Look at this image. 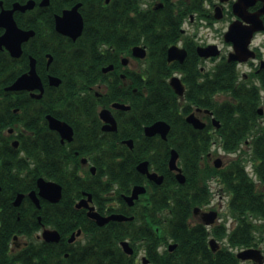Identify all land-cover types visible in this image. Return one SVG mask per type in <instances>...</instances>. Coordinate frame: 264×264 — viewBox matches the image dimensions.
I'll return each mask as SVG.
<instances>
[{
  "label": "flooded vegetation",
  "instance_id": "1",
  "mask_svg": "<svg viewBox=\"0 0 264 264\" xmlns=\"http://www.w3.org/2000/svg\"><path fill=\"white\" fill-rule=\"evenodd\" d=\"M60 1L67 6L57 11L54 7ZM237 1L0 0V13L10 12L16 8L13 16L18 26L23 30L35 32L22 43V54L19 57L13 56L6 45L0 48V86L4 87L5 91L23 92L25 93L23 99L27 98L28 94L35 100H41L45 95L46 85L54 87L61 85V83L60 85L50 83L51 76L61 78L55 71L62 65L59 56L68 53L69 63L76 69L88 45L95 53L89 57L87 68L90 71L97 70V73H90L91 77L86 82L89 94L82 97L76 95L81 100L74 102L76 103L74 109L53 113L50 112L53 105L50 100L45 103L39 102L37 106L39 113L33 119L27 112L3 132V137H0V144L5 140L7 146L12 145L18 149L27 136L32 137L37 132V148L42 152L51 151L52 165L59 164L52 172V177L45 175L46 171L42 170L50 159L45 154L40 155L39 165L42 174L37 178V188L33 189L37 193V200L30 195L33 190L19 191L12 196L10 190H4L0 184V229L13 231L11 238L2 248L3 252L0 253V258L3 259L0 264L2 262L22 264L24 260L42 264L44 244L62 241L63 247L70 248L79 241H88L82 228L63 234L54 227L57 217L62 223H65L66 219L74 220V209H78L86 219L93 220L100 227L108 226L110 222L118 220H110L100 225L95 217L89 214L90 212H97L104 217L111 214L133 217L132 220L119 222L137 220V226H151L148 220L151 221L156 212L160 222L153 223V226H173L170 224L172 200H169V206L156 211L149 206L152 183L162 185L165 180L164 175H162V183H158L149 179L147 174H143L147 182L136 185L144 186L146 191L140 193L131 203L126 197L132 194L136 185L129 193L118 194L119 183L113 186V183L108 181L107 166L129 162L130 159H126L124 155L136 147L139 139V99L141 92H144L145 96L148 95L152 83L150 79H153L155 71L156 78H163L169 83L180 103L184 107H190L189 112L185 114L186 121L194 129H206L214 134L207 162L220 169L229 167L236 159H241L246 171L260 188L264 200V181L258 175L256 169L258 158L254 154L255 136L261 128L260 125H264V88H262L264 0H251L244 17L237 14L234 9ZM29 4L32 7H26ZM75 6H78L83 21L82 32L76 38L60 31L57 22L59 15H63L65 10ZM259 22L262 28L254 29ZM235 24L236 28L231 32ZM7 29L5 25L0 24V37L7 32ZM248 39V48H244ZM95 55L100 59L99 63L96 62ZM33 62L43 82L42 97L33 96V93H40L38 89L6 90V87L12 85L18 77L30 71ZM226 64L236 67L237 86L244 82L256 85L260 88L262 99V103L258 106L260 118L255 129L248 132L246 139L236 149L229 152L223 150V144L216 132L221 126L216 110L220 103L237 100L233 98L230 90H221L212 94L211 107L191 102L186 95L188 84L184 73L185 66L196 67L199 69L197 75L202 81L206 76L212 75L217 68ZM13 66L22 72L12 81ZM162 71L163 77H161ZM72 80L75 81V72L72 74ZM178 85L181 87V92L177 90ZM55 99L56 96H53L52 101ZM105 109L111 112L110 121H108V118H111L109 114L102 116ZM14 111L19 112V108H15ZM189 116L199 119L205 125L196 126L192 120L189 121ZM52 117L61 122L59 128L51 127ZM160 120L170 125L167 137L164 138L160 133L153 136L146 135V127ZM27 123L30 126L34 125L35 129H30ZM171 130L170 122L158 119L143 126V135L167 141ZM214 145L226 154V157L229 156L227 160L224 161L220 157L212 159ZM173 150L178 152L172 147L171 152ZM178 154V166L185 176V181L181 182L178 179L177 170H170L174 172L176 181L186 186L188 176L180 164V153ZM20 155L29 159L23 149ZM148 162L150 169L151 163ZM203 162L202 166L205 164ZM150 171L155 170L150 169ZM25 175L26 170H23L20 177L25 179ZM39 178L54 181L62 186V196L58 201L41 194ZM73 179H78L82 188L68 190L64 198V185L60 180L72 182ZM198 182L203 183L199 179ZM206 183L208 197L193 207L189 226L199 224L207 229V244L214 254L215 264L219 259H226L230 264H264V216L256 214L257 211L254 213L252 210H247V218L253 227L243 229L238 235L246 234L249 239L234 238L239 231L240 218H245V213L242 217L234 214L231 204L233 194L226 188L219 173L209 176ZM108 186L110 192L107 191ZM198 193L199 191H195L194 187L186 186L182 191L183 203L186 204L188 198H193ZM19 196L20 201L17 204L16 200ZM200 196L199 194L197 198ZM223 209L225 212H221ZM34 220L36 226L30 224ZM90 225L95 226L94 223ZM47 229L58 231L60 239L58 241L47 239L45 237ZM79 230L81 232H78ZM166 235L168 240L163 239L156 244L162 254L167 251L173 252L178 247L171 234ZM122 242L123 240L119 245L123 252L133 256L137 264H156L148 256L145 237H138L129 242L133 253H128ZM249 249L258 252L253 253L255 256L244 257L242 253Z\"/></svg>",
  "mask_w": 264,
  "mask_h": 264
},
{
  "label": "trees",
  "instance_id": "2",
  "mask_svg": "<svg viewBox=\"0 0 264 264\" xmlns=\"http://www.w3.org/2000/svg\"><path fill=\"white\" fill-rule=\"evenodd\" d=\"M66 6V3L60 1L54 8L61 11ZM93 53L95 52L89 49L88 45L79 62L80 65H76V69L69 63L68 53L59 56L62 65L55 71L62 78V83L58 87L46 85V92L41 100H35L28 94L27 98L23 99L25 93L7 92L4 87L0 86V137H3V132L9 126L12 127L27 112L33 119L39 113L37 108L39 102L45 103L50 100L53 104L50 112L53 113L74 109L76 104L74 102L81 100L76 95L82 97L89 94L86 82L91 77L90 73H97V70L90 71L87 68L89 57ZM95 57L97 58L96 62L99 63L100 59L97 55ZM184 68L188 84L186 95L191 102L211 107L213 93L221 90L232 92L236 102L227 101L218 104L216 115L221 121V126L216 132L223 144L224 151L229 152L236 149L246 139L248 132L255 129L260 118L258 114V106L262 103L260 88L247 82L237 86L238 72L236 67L231 64L217 68L212 75L206 76L202 81L197 75L198 68L190 66ZM21 72L19 68L16 70L13 66L12 81ZM73 72H75V81L72 80ZM99 72L101 74V71ZM163 75L162 71L161 77ZM150 80L152 83L148 95L145 96V93L141 92L139 99V139L136 147L124 155L126 159H130L129 162L107 166L108 181L112 182L113 186L119 183L118 194L129 193L134 185L147 182L145 176L138 172L136 166L142 160H149L151 168L165 176L162 185L152 183L153 187L151 188L153 190L148 199L151 201L149 206H152L156 211L169 206L168 202L172 200L170 224L173 226H153V223L158 224L160 222L155 212L152 220H148L151 226H137L138 221L133 220L127 223L112 221L108 226L100 227L93 220L86 219L78 209H74V220L66 219L65 223H62L57 217L54 227L63 234L82 228L88 237V241H79L70 248L63 247L62 241L49 245L44 244L42 264H137L133 256L123 252L119 242L126 238L134 241L138 237L146 238L148 256L156 264H215L214 254L207 244V229L199 224L189 226V219L193 207L208 197L206 180L216 173L223 177L226 188L233 194L231 204L235 215L242 217L243 213L246 215L247 210H252V212L257 211L256 214L264 216V200L261 197L260 188L246 171L243 161L236 159L231 162L229 167L220 169L208 163V153L211 151L214 134L209 133L206 129H194L186 121L185 114L189 112L190 107H184L180 103L169 83L163 78H156V71L153 79ZM262 88H264V84ZM53 96H56L54 101H52ZM17 107L19 112L14 111ZM158 119L167 120L172 125L167 141L158 137L149 138L143 135V126ZM27 126L32 130L35 129L34 125L30 126L29 123ZM260 127L254 139V154L258 158L256 165L258 175L264 181V125H260ZM37 136V132L32 137L27 136L18 149L12 145L7 146L5 140L0 144V184L4 190H10L12 196L19 191L27 192L36 189L37 178L42 174V171L45 170L44 174L52 177V172L58 168V163L52 165L53 155L51 151L42 152L37 148ZM172 147L180 153V164L188 176V184L185 185L192 186L195 191H199L195 197L188 198L186 204L182 201V191L186 186L176 181L175 174L168 165ZM22 149L29 159L21 157ZM41 154H45L50 159L44 164L42 171L39 165ZM203 160L204 166H202ZM23 170H26L25 179L20 177ZM196 178L203 183L198 182V179L195 180ZM60 182L64 185V198L68 190L82 188L78 179H73L72 182L62 180ZM110 186H108V192L111 190ZM199 194L201 196L197 198ZM240 219L239 231L234 238L249 239L246 234L242 236L238 234L243 229L253 226L249 223L247 215ZM35 223V220L30 222L32 226H36ZM90 223H94L95 226H91ZM158 228L159 230H157ZM167 233L171 234L174 241L178 243V247L173 252L167 251V253L162 254L158 251L156 244L163 239L168 240ZM12 234L13 231L0 229V253L3 252L2 248ZM67 252L69 255L66 257L65 253ZM1 260L3 259L0 258ZM22 264L35 263L24 260ZM217 264H230V261L219 259Z\"/></svg>",
  "mask_w": 264,
  "mask_h": 264
},
{
  "label": "water",
  "instance_id": "3",
  "mask_svg": "<svg viewBox=\"0 0 264 264\" xmlns=\"http://www.w3.org/2000/svg\"><path fill=\"white\" fill-rule=\"evenodd\" d=\"M250 1L251 0H238L234 6L236 13L244 17L246 8L251 3ZM26 7H32V6H30L29 4ZM15 9L16 8L12 9L10 12L2 11L0 13V24L5 25L8 28L7 32L0 37V48L6 45L10 49L13 56L19 57L22 54V43L25 40H27L30 36L34 35L35 32L33 30H29V31L23 30L18 26L13 16ZM57 22H58V29L67 35H71L76 38L82 32L83 21H82V16L78 11V6H75L70 10H65L63 12V15H59ZM235 28H236V24L231 28L230 31L233 32ZM258 28H262L260 22L259 25L256 26V28L254 29H258ZM248 44H249V39L245 43L244 48H248ZM50 80H51L50 83L52 85H60L61 83V79L56 76H51ZM174 81L175 80L173 79L172 80L173 84ZM36 89L40 90V93H33V96L37 98L42 97L44 93V86L41 78L39 77L36 71L34 62L32 63V68L28 73L21 75L12 85L6 87V90H11V91H20V90L34 91ZM180 89L181 87L180 85H178L177 88L178 92H181ZM106 114H109L110 117L112 116L111 112L108 109L103 110L102 116H105ZM50 119H51V127L53 128L60 127L61 124L60 121L53 119V117ZM111 119L112 117L108 118V121H110ZM188 119L189 121L192 120L195 123V125L198 127H203L205 125L203 122H201L199 119L194 118L193 116L192 117L189 116ZM145 130H146V135L148 136H153L157 133H160L164 138H166L170 130V125L167 122L160 120L153 123L152 125L147 126ZM178 157H179L178 152L176 150H173L171 153L169 165L171 170L178 171L177 177L181 182H183L185 181V176L182 173L181 168L178 166L177 163ZM137 168L140 172L147 174L149 179L154 180L158 183H162L163 176L159 175L157 172H151L149 169V162L147 160L140 162ZM38 185L40 187L41 194L45 195L48 198H51V200L58 201L61 198L62 186L59 183H56L54 181H46L43 178H39ZM145 191L146 188L144 186L136 185L132 191V194L127 196L126 199L131 203L135 198L139 196L140 193H143ZM30 195L35 200H37V193L35 190L31 191ZM19 201H20V196L17 198L16 203L18 204ZM89 214L94 216L100 225L105 224L110 220L133 219V217L129 218L122 214H111L107 217H104L97 212L95 213L90 212ZM79 232H81V230H79ZM45 237L49 240L58 241L60 239V234L56 230L47 229L45 230ZM73 237H75V235H73ZM122 245L128 253H133V249L128 241H123ZM254 252H258V251L254 249H249L243 252L242 255L244 257H252L255 256L253 254Z\"/></svg>",
  "mask_w": 264,
  "mask_h": 264
},
{
  "label": "rangeland",
  "instance_id": "4",
  "mask_svg": "<svg viewBox=\"0 0 264 264\" xmlns=\"http://www.w3.org/2000/svg\"><path fill=\"white\" fill-rule=\"evenodd\" d=\"M243 69H246V67H243ZM213 148L215 149L214 150V154H213V158H212L213 160L216 159V158H218V157L222 158L224 161L228 159L229 156L226 157L225 156L226 154H224L221 150H218V148H217L216 145H214ZM217 150L219 151V153H218ZM221 212H225V209H223Z\"/></svg>",
  "mask_w": 264,
  "mask_h": 264
}]
</instances>
